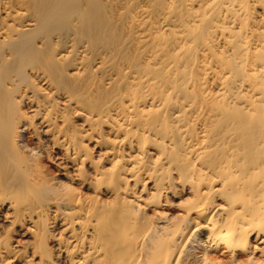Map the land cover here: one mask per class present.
Returning a JSON list of instances; mask_svg holds the SVG:
<instances>
[{"label": "bare ground", "instance_id": "1", "mask_svg": "<svg viewBox=\"0 0 264 264\" xmlns=\"http://www.w3.org/2000/svg\"><path fill=\"white\" fill-rule=\"evenodd\" d=\"M15 235L264 264V0H0V264H33Z\"/></svg>", "mask_w": 264, "mask_h": 264}, {"label": "rangeland", "instance_id": "2", "mask_svg": "<svg viewBox=\"0 0 264 264\" xmlns=\"http://www.w3.org/2000/svg\"><path fill=\"white\" fill-rule=\"evenodd\" d=\"M26 139H27V136H26V134H24V142H26ZM43 165L47 168H50V170L52 169L53 170V168L51 167V165H50V163L47 161V160H45L44 162H43ZM27 241H28V239H23L21 236H17V235H15L14 237H13V242H16L15 243V245L19 248V249H21V252H22V257H21V261H27V262H30V263H37L38 261H36V260H34V259H32L29 255H28V253H26L27 251H26V248H25V246H26V243H27ZM54 245V244H53ZM53 250H54V248H53ZM56 251L54 250V252H52V258H53V262L55 263V264H62L61 262V259L59 258V257H57V255H56Z\"/></svg>", "mask_w": 264, "mask_h": 264}]
</instances>
